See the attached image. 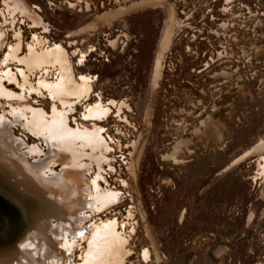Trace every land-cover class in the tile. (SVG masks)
I'll return each mask as SVG.
<instances>
[{
  "label": "rangeland",
  "instance_id": "1",
  "mask_svg": "<svg viewBox=\"0 0 264 264\" xmlns=\"http://www.w3.org/2000/svg\"><path fill=\"white\" fill-rule=\"evenodd\" d=\"M0 161V264H264V0H0Z\"/></svg>",
  "mask_w": 264,
  "mask_h": 264
},
{
  "label": "water",
  "instance_id": "2",
  "mask_svg": "<svg viewBox=\"0 0 264 264\" xmlns=\"http://www.w3.org/2000/svg\"><path fill=\"white\" fill-rule=\"evenodd\" d=\"M8 182V176L0 172V248L4 251H17V240L20 242L23 239V233L32 228L34 220H31L30 208H26L22 213L13 208L17 200L12 195Z\"/></svg>",
  "mask_w": 264,
  "mask_h": 264
},
{
  "label": "bare ground",
  "instance_id": "3",
  "mask_svg": "<svg viewBox=\"0 0 264 264\" xmlns=\"http://www.w3.org/2000/svg\"><path fill=\"white\" fill-rule=\"evenodd\" d=\"M5 152V151H4ZM0 163H2V164H7L8 166H9V169H8V171L9 172H11L12 173V171H11V168H13L12 166H10L9 165V163H7V162H4V161H0ZM14 169V168H13ZM5 168H3V167H1L0 166V172H1V174H3V175H5V176H8L7 174L8 173H6V172H8ZM13 174V177H16V175H15V173H12ZM9 177V176H8ZM18 179V178H17ZM16 183H17V180L15 181ZM18 182H20L21 183V181L20 180H18ZM15 183V184H16ZM19 185V184H18ZM21 186H23L24 188H25V184H21ZM20 185L19 186H17L19 189V191H21L22 192V194L24 195V196H26L25 194H28L27 193V191H25L26 190V188L24 189V188H22ZM32 195V194H31ZM34 196H35V194H34ZM36 198H38V200H39V202L41 203V205H43L44 207L43 208H48V209H50V211H49V214H48V218H50V219H56V220H61V218H60V215H61V211L58 209V208H56V207H54V206H52L51 205V203H49V201H46V200H44V199H42L41 197H36ZM42 211V209H40V211H36L35 213L36 214H38L39 216H35L34 217V221H33V226H32V228H37L38 226H41L42 224V222H43V219H44V217L45 216H47V215H45L43 212H41ZM49 215H52V217H50ZM32 228H29V229H27L24 233H23V239L21 240V241H24L25 240V238L27 237V235L29 234H31V229ZM42 230H45V227L42 229ZM19 240H17V245L18 244H20L21 243V241L20 242H18ZM10 252H11V250H10ZM14 252L15 251H13L12 252V254H14Z\"/></svg>",
  "mask_w": 264,
  "mask_h": 264
},
{
  "label": "crops",
  "instance_id": "4",
  "mask_svg": "<svg viewBox=\"0 0 264 264\" xmlns=\"http://www.w3.org/2000/svg\"><path fill=\"white\" fill-rule=\"evenodd\" d=\"M146 6H147V5H146ZM131 8H134V7H131ZM131 8H129V9H131ZM123 12H124V10H120V11H118L117 13L113 14L112 16H111V15H110V16H105V17H103V18L101 19V21H103V22H104V21H108V19H109L110 17L118 16V15L122 14ZM49 51H50V52L52 51L53 53H56V54H58L59 56L65 55V56L67 57L65 51H64L63 48H61V47L55 46V47L49 49ZM80 63H81V60H80ZM78 79H79V81L87 80L88 83H92V80H89L88 78H85V77H83V76H80ZM88 87H89V86H88ZM59 204H61V202L57 201V208L61 211L60 218L64 219V218H65V215L63 214V211H64V210L61 209L62 206L59 205ZM64 212H65V211H64ZM42 235H47V231H46V229L44 230V234H42ZM24 242H25V241H24ZM24 242H23V243H24ZM23 243H20L19 246H21Z\"/></svg>",
  "mask_w": 264,
  "mask_h": 264
},
{
  "label": "flooded vegetation",
  "instance_id": "5",
  "mask_svg": "<svg viewBox=\"0 0 264 264\" xmlns=\"http://www.w3.org/2000/svg\"><path fill=\"white\" fill-rule=\"evenodd\" d=\"M248 206H249V205L247 204V205L245 206V209H247ZM231 209L233 210V209H236V208L232 207ZM236 210H237V209H236ZM240 215H241V214L239 213L238 216H240Z\"/></svg>",
  "mask_w": 264,
  "mask_h": 264
}]
</instances>
